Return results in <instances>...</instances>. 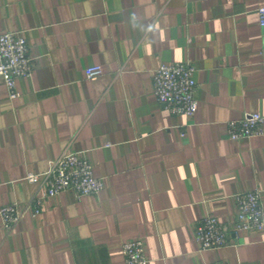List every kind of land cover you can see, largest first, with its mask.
Masks as SVG:
<instances>
[{
  "label": "crops",
  "instance_id": "crops-1",
  "mask_svg": "<svg viewBox=\"0 0 264 264\" xmlns=\"http://www.w3.org/2000/svg\"><path fill=\"white\" fill-rule=\"evenodd\" d=\"M264 0H0V32H20L33 59L11 98L0 81V207L42 209L6 230L0 264H126L125 241L149 264H264V231L202 250L205 215L235 219L233 196L260 190L264 135L232 140L228 123L264 116ZM191 62L199 107L167 111L153 72ZM101 65L103 74L87 78ZM84 152L105 181L97 195L45 196L28 173Z\"/></svg>",
  "mask_w": 264,
  "mask_h": 264
},
{
  "label": "built area",
  "instance_id": "built-area-1",
  "mask_svg": "<svg viewBox=\"0 0 264 264\" xmlns=\"http://www.w3.org/2000/svg\"><path fill=\"white\" fill-rule=\"evenodd\" d=\"M260 22L264 26V7L259 10ZM33 59L28 55V41L17 31L0 32V81L7 86L10 97L16 98L17 80L29 76ZM104 72L101 65L86 69L87 78L93 79ZM196 68L191 62L163 64L153 72V93L163 107L174 115L192 117L198 110V83ZM228 135L240 140L264 135V116L246 113L241 120L228 123ZM30 182L42 183L45 196L54 197L65 191L77 196L97 195L105 188V181L95 175L94 166L84 152L65 151L50 169L42 174L28 173ZM236 205L235 219L227 224L215 215H205L195 225L196 241L202 250H218L231 242L230 235L238 237L246 231H264V202L260 190H251L233 196ZM33 209L37 214L42 209L40 198L27 205L17 203L0 207L3 227L11 231ZM126 264H149L145 242L141 239L125 241L121 248ZM211 264H225L215 261Z\"/></svg>",
  "mask_w": 264,
  "mask_h": 264
}]
</instances>
